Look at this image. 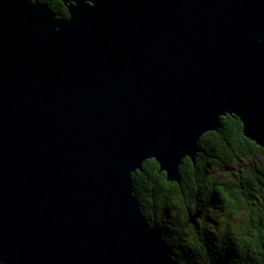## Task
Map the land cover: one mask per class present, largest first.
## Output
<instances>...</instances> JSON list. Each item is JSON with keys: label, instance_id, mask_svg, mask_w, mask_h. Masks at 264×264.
<instances>
[{"label": "water", "instance_id": "water-1", "mask_svg": "<svg viewBox=\"0 0 264 264\" xmlns=\"http://www.w3.org/2000/svg\"><path fill=\"white\" fill-rule=\"evenodd\" d=\"M60 1L0 0V260L170 264L128 171L224 111L264 142V0Z\"/></svg>", "mask_w": 264, "mask_h": 264}, {"label": "clouds", "instance_id": "clouds-1", "mask_svg": "<svg viewBox=\"0 0 264 264\" xmlns=\"http://www.w3.org/2000/svg\"><path fill=\"white\" fill-rule=\"evenodd\" d=\"M82 3L95 7L93 0ZM66 4L77 6L76 0ZM61 21L70 18L54 16V23ZM237 117L242 122L235 112L217 114V126L199 132L195 150L179 158L175 178L155 156L128 171L129 196L147 229L170 250V264H264V142L246 135L244 124L243 135L255 144L242 139L238 122L222 124Z\"/></svg>", "mask_w": 264, "mask_h": 264}, {"label": "trees", "instance_id": "trees-1", "mask_svg": "<svg viewBox=\"0 0 264 264\" xmlns=\"http://www.w3.org/2000/svg\"><path fill=\"white\" fill-rule=\"evenodd\" d=\"M42 3H45L46 5H48V7L52 11H54L56 14H58L59 16H65L66 15L68 17L67 9H66V7L62 1H60V0H42ZM237 122L240 124L242 139L248 141V143H250V144H255L254 142L248 140L247 138H245L243 136L242 125H241L238 118H235L234 120L231 118H224V120L222 121V124H224L225 127L227 128L228 126L234 125Z\"/></svg>", "mask_w": 264, "mask_h": 264}]
</instances>
